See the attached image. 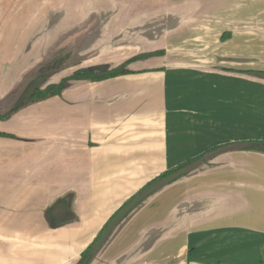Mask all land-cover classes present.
<instances>
[{"label": "crops", "instance_id": "obj_1", "mask_svg": "<svg viewBox=\"0 0 264 264\" xmlns=\"http://www.w3.org/2000/svg\"><path fill=\"white\" fill-rule=\"evenodd\" d=\"M151 51L0 120V264H76L154 178L264 139V0H0V115L47 60L111 69ZM204 159L88 264H264V153Z\"/></svg>", "mask_w": 264, "mask_h": 264}, {"label": "trees", "instance_id": "obj_2", "mask_svg": "<svg viewBox=\"0 0 264 264\" xmlns=\"http://www.w3.org/2000/svg\"><path fill=\"white\" fill-rule=\"evenodd\" d=\"M162 56H164V53L162 51H151L149 53H139L137 55H134L132 58H129V59L121 62L116 67H113L111 69L107 68V69L95 71V72L88 71V72L84 73V75L72 74L67 79H62L57 83H51V84H46V85L43 84L41 87L37 88L34 91V93L25 102L20 103L18 107L12 108L9 111H7L6 113H3V115H0V120H3L5 118L10 117L14 113L18 112L19 109H21L27 105L33 104L35 102L45 101V100L51 99L52 97H55V96H60L62 94V92L66 89L69 81L88 80L91 82H101V80L117 78V76H120V75L133 73L127 69V67L129 65L133 64V62L145 61V60H148L149 58L162 57ZM3 136H8V135L4 134V133L3 134L0 133V137H3ZM234 148L244 150V151H251L252 150V151H258V152L264 153V139L254 140V141H251L249 143H240V144L234 143L232 145L218 146L217 149H212L213 151H211L210 153L203 154L202 156H200L198 158L189 159V160L185 161L184 163H181V164L177 165L176 167L169 169V171L164 172L163 174L159 175L158 177L154 178L152 181L147 183L145 187H143L140 191L137 192V194L132 196L130 199L126 200L125 204L122 207H124L125 205L130 203V201L133 200L135 197H137V195L139 193H141L143 190L153 186L154 183L161 181L162 179H164L166 177H169V175L174 174V173L179 172V171H182V170H185V168L188 169V172L186 173V174H188L190 171H192L193 169H196L200 164H202L205 160L204 159L205 156H208V154L209 155L210 154H216L220 151L233 150ZM186 174L182 175L181 177L186 176ZM114 216L115 215H113L110 218L109 222L112 220V218ZM107 224L105 225V227L107 226ZM105 227L97 235L98 237L96 238V240L85 251L82 252V254H81V256H80V258L76 264H88L89 261L93 258L90 251H91L93 245L101 237L100 235L105 230Z\"/></svg>", "mask_w": 264, "mask_h": 264}, {"label": "water", "instance_id": "obj_3", "mask_svg": "<svg viewBox=\"0 0 264 264\" xmlns=\"http://www.w3.org/2000/svg\"><path fill=\"white\" fill-rule=\"evenodd\" d=\"M107 66H100V67H90V68H84L75 71L73 74L77 75H84V73L90 71H100L107 69ZM49 76L47 74L44 75H38L33 79L23 90L22 94L19 96V99L17 100V105H14L16 107L19 106L20 103L25 102L33 93L34 91L41 87L45 81L47 80ZM14 108V107H12ZM188 172V169L185 168V170L176 172L174 174L169 175V177H166L162 179L161 181H158L153 184V186L143 190L141 193L137 195L133 200L130 201L127 205L121 208V210L112 218V220L107 224L105 227V230L100 235L101 237L97 240V242L93 245L91 249V255L95 256L98 251L101 249V247L105 244L106 240L110 237V234L121 224V222L128 216L134 209L137 208L138 205H140L145 199L152 196L153 193H155L157 190L164 188L168 186L171 182L179 179L182 175L186 174Z\"/></svg>", "mask_w": 264, "mask_h": 264}, {"label": "rangeland", "instance_id": "obj_4", "mask_svg": "<svg viewBox=\"0 0 264 264\" xmlns=\"http://www.w3.org/2000/svg\"><path fill=\"white\" fill-rule=\"evenodd\" d=\"M68 60L69 59H66V58H54V59L47 60L44 62L43 66L38 71L39 73L38 75L47 74L49 76L47 80L45 81L44 85L51 84V83H57L62 79H67L69 76H71L74 73L73 71L76 68L74 67L71 68V66L67 64ZM73 66H75V64ZM252 66H255V65H252ZM235 67H238V66H235ZM54 81H57V82H54ZM15 105H17V103H15ZM12 106L16 108V106L14 105ZM155 210H156V207H155Z\"/></svg>", "mask_w": 264, "mask_h": 264}]
</instances>
